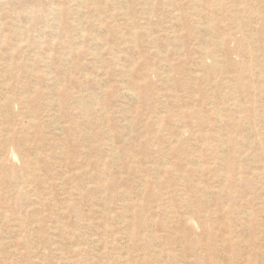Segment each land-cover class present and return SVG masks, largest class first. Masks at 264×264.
Wrapping results in <instances>:
<instances>
[{"label": "rangeland", "instance_id": "1", "mask_svg": "<svg viewBox=\"0 0 264 264\" xmlns=\"http://www.w3.org/2000/svg\"><path fill=\"white\" fill-rule=\"evenodd\" d=\"M0 264H264V0H0Z\"/></svg>", "mask_w": 264, "mask_h": 264}, {"label": "bare ground", "instance_id": "2", "mask_svg": "<svg viewBox=\"0 0 264 264\" xmlns=\"http://www.w3.org/2000/svg\"><path fill=\"white\" fill-rule=\"evenodd\" d=\"M213 71L215 72V68L211 69V73H214ZM242 71H243V70H242ZM62 92H63V91H62ZM133 94H134V92H133ZM253 109H254V108H253ZM31 124H33V123H31ZM5 137H7V135H6ZM5 137H4V138H5ZM6 175H8V174H6ZM6 175H5V176H6ZM248 211H249V210H248ZM250 212H251V211H250ZM249 214H250V213H248V215H249ZM202 222H204V221H202ZM242 242H243V241H242ZM228 245H229V247H231V245H232V247H233V246H235L236 244H234L233 241H228ZM250 260H251V259H250Z\"/></svg>", "mask_w": 264, "mask_h": 264}]
</instances>
